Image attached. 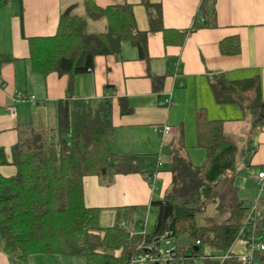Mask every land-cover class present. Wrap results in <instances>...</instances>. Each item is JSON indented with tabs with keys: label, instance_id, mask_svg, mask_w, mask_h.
Wrapping results in <instances>:
<instances>
[{
	"label": "trees",
	"instance_id": "16d2710c",
	"mask_svg": "<svg viewBox=\"0 0 264 264\" xmlns=\"http://www.w3.org/2000/svg\"><path fill=\"white\" fill-rule=\"evenodd\" d=\"M6 2L0 0V5ZM81 4L85 14L74 11L77 4L70 6L62 13L55 34L27 38L32 71L42 76L54 71L68 74L72 81L76 75L91 71L98 55H121L125 40L132 42L140 58L148 61L150 32L161 31L167 45H180L196 29L218 24L216 0H202L192 27L185 30L166 28L161 5L148 0L144 4L149 30L139 29L132 4L101 6L95 0H83ZM90 22L97 25L90 29ZM239 47L237 44L231 52ZM14 60L0 53V72ZM162 79L155 78L156 84ZM211 87L217 102L238 103L255 126L264 121L259 78L215 80ZM120 103L123 113L131 111L125 98ZM195 119L197 143L207 152V164L195 165L184 152V138L179 139L172 150L170 188L163 199L155 201L158 217L145 236L130 237L119 219L104 227L101 208L85 202L86 176L111 178L142 171L131 157L109 149L114 128L109 97L96 106L91 100L68 99L60 103L57 132H34L30 139L12 148L11 157L0 146V168L10 164L16 167V173L10 176L0 172V244L12 264H32L33 254L84 256L87 264H157L159 261L134 263L132 259L140 252L142 241L155 253L163 237L175 241L165 264H193L197 258L201 264H247L239 259L233 245L254 201L260 210L258 226L264 227V197H239L230 176L236 168L238 147L225 134L223 120L209 118L203 107L197 108ZM210 206L215 216L209 215L205 217L207 222L201 223L199 215L209 213ZM205 247L211 252L206 253ZM229 250L231 256L220 261L218 256ZM255 259L256 264H264V251L258 252Z\"/></svg>",
	"mask_w": 264,
	"mask_h": 264
},
{
	"label": "crops",
	"instance_id": "0c3cea01",
	"mask_svg": "<svg viewBox=\"0 0 264 264\" xmlns=\"http://www.w3.org/2000/svg\"><path fill=\"white\" fill-rule=\"evenodd\" d=\"M82 1L7 0L0 5V53L15 58L0 72V146L10 157L12 148L30 139L34 132H57L60 103L83 99L95 102L96 106L105 96L109 97L114 127L109 149L131 157L142 171L115 174L111 178L97 174L86 176L85 202L101 208V221L106 226L119 219L126 221L128 228L139 231L145 213L148 211L146 218L150 221L155 201L163 199L170 188L172 150L181 137L186 146L184 152L192 161L187 148L189 133L196 127L197 108L203 107L209 118L223 120L225 134L243 155L230 174L239 197L243 199L236 181L243 170L249 168L258 187V173L264 166V121L255 126L238 103L217 102L211 81L233 82L257 77L264 99V0H216L217 26L196 29L180 45H167L161 31L150 32L148 61L140 58L132 42L125 40L121 55H98L93 69L76 75L72 81L68 74L56 71L46 76L32 71L27 38L55 34L62 13L76 4L74 11L78 10L83 7ZM95 1L101 6L132 4L139 29H150L144 0ZM148 1L161 5L166 28L181 30L192 27L202 3V0ZM237 44L239 50L231 52ZM174 64L179 67L177 76L172 74ZM158 77L163 79L156 84ZM19 94L22 96L17 99ZM169 95L171 105H160ZM122 98L130 105L129 113L121 111ZM166 123L172 130L161 139L159 129ZM169 157L167 165L165 158ZM159 160L162 164L157 167L158 176L153 186L147 173ZM0 172L10 176L16 173V167L5 165ZM149 221L148 232L152 231L148 228ZM130 222L134 225H128ZM63 256L33 254L30 261L38 263L44 259L55 263ZM0 264H12L1 248Z\"/></svg>",
	"mask_w": 264,
	"mask_h": 264
},
{
	"label": "rangeland",
	"instance_id": "374dc122",
	"mask_svg": "<svg viewBox=\"0 0 264 264\" xmlns=\"http://www.w3.org/2000/svg\"><path fill=\"white\" fill-rule=\"evenodd\" d=\"M75 12L79 15L85 14V10L83 7L79 8ZM96 25H97L96 22H95V24L90 22V29H93V27ZM189 130H190V126H189ZM160 137H161V139H163L161 134H160ZM192 140L194 141V143L192 142ZM190 144H192V145H190ZM191 146H193V147H191ZM187 148H188L190 157H191V159L195 165L206 166V164H207V152L204 148L198 146L197 131H196L195 126L192 127L191 133H189V140L187 143ZM237 154H238V160L237 161H240V159H241V157H243V155L241 154V152H237ZM165 160L168 162L167 163V165H168L170 163V157L168 160H167V158H165ZM162 162H163V160H162ZM167 165H165V167ZM236 183L240 187V196L244 200H248V199H252V198L257 199L260 196L264 197V191H261L259 186L257 187L254 184L253 176H252L251 172L249 171V168L243 170V172L239 175ZM210 208H211V206H210ZM158 211H159L158 206L154 205L153 206V213L150 216L151 217L150 221L148 218L149 230H152L156 224V218L158 217ZM214 213L215 212H214L213 208H211V211L209 209V213L199 215V221L201 223L207 222V219H205V217H208L209 215L215 216ZM147 215H148V211L145 213V216L143 217L144 221H147L146 217H149V215L148 216ZM129 224L134 225V222H132V223L130 222V223H128V225ZM101 225L106 226L107 224H105L104 222L101 221ZM0 242H1V240H0ZM174 245H175L174 239L164 238V237L161 238V240L159 241V244L156 245V252L154 253L156 256V259L158 260L159 256H161L163 259H166L167 254H168L167 252L172 250L174 248ZM204 250L206 253L211 252V250H209L208 247H205ZM233 250L236 253H246L248 251V248H247L245 240L242 238L237 239L233 245ZM55 261H56L55 263H53L52 261H51V263L50 262L48 263L44 259H40L38 261V263L36 262V260H33V263L32 262L31 263L32 264H87V259L84 256H74V255H65L62 258H60L59 261L58 260H55ZM193 264H201V260L199 258H197L195 263H193Z\"/></svg>",
	"mask_w": 264,
	"mask_h": 264
},
{
	"label": "built area",
	"instance_id": "2783aa9c",
	"mask_svg": "<svg viewBox=\"0 0 264 264\" xmlns=\"http://www.w3.org/2000/svg\"><path fill=\"white\" fill-rule=\"evenodd\" d=\"M178 72H179L178 64H174L173 76H177ZM21 96L22 95L19 94L17 99H20ZM171 103H172L171 95L167 96L165 100L160 101V105H163V106H170ZM11 109L12 111H15V106L12 105ZM171 130H172L171 125L166 123L165 125H163L162 128L159 129V133L162 135V137L165 138L170 133ZM161 164H162L161 160H159L156 163L155 168H153V172L150 174V176H148V179L153 186L158 176L157 167L160 166ZM257 183L261 191H264V166L260 169L258 173ZM259 215H260V210L258 208L257 201H254L250 206L249 214L238 236V239L242 238L245 240L247 248H248V251L246 253H239V259L247 264H252V263L256 264L255 263L256 254L258 252L264 251V227L261 228L258 226L257 218ZM122 225L128 230L130 237L134 236L135 234H141L145 236L148 233L146 221L140 222L139 231H135V230L128 228L126 221H123ZM138 250H140V252L137 253V255H135L132 259L134 263H147L150 261H159V264H165L171 252V250L167 252L168 254H167L166 259H163L161 256H159V259L157 260L155 254L150 252L151 246L146 245L144 241H142L138 245ZM230 256H231V252L229 250L226 253H223L220 256H218V259H220V261L223 262Z\"/></svg>",
	"mask_w": 264,
	"mask_h": 264
},
{
	"label": "water",
	"instance_id": "95a60500",
	"mask_svg": "<svg viewBox=\"0 0 264 264\" xmlns=\"http://www.w3.org/2000/svg\"><path fill=\"white\" fill-rule=\"evenodd\" d=\"M157 264H159V262H157Z\"/></svg>",
	"mask_w": 264,
	"mask_h": 264
}]
</instances>
